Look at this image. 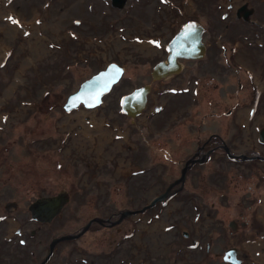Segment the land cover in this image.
<instances>
[{
  "label": "rangeland",
  "instance_id": "1",
  "mask_svg": "<svg viewBox=\"0 0 264 264\" xmlns=\"http://www.w3.org/2000/svg\"><path fill=\"white\" fill-rule=\"evenodd\" d=\"M98 1L102 0H0V219L6 216L9 220L0 236V261L23 264L27 248L22 222L27 217V203L35 197L65 188L70 199L60 220L63 230H71L89 215L90 198L99 199V204L110 201L105 199L113 190L103 184L134 182L139 178L133 176L135 170L170 165L159 155L144 156L147 140L158 139L157 147H167L163 140L169 133L149 131L152 125L145 118L148 108L143 116L133 119L119 108L123 91L149 81V67L141 66V48L156 41V53L164 55L162 45L167 35L160 26L167 20L168 0H129L121 6L113 0ZM190 2L181 15L186 19L195 16L204 25L202 36L208 45L201 61L204 66L188 63L185 69L193 73L203 69L207 74L213 69L207 68L209 64H216L227 69L229 81L234 82L230 72L235 66L223 55H242L245 60L241 63L252 71L256 83L251 98L238 105L235 115L239 121L238 148L264 155V0H249L256 21L249 24L248 33L247 26L238 23L239 11L220 13L213 7L214 0ZM199 8L203 13L199 14ZM177 13L175 10L174 15ZM138 26L151 33L139 35ZM112 60L125 66V71L100 105L90 109L79 105L67 111L61 108L66 94L79 81ZM121 86L125 89L118 90ZM236 94L237 98L243 95ZM217 97L222 106L216 111L230 106L232 100L225 93ZM152 102L160 103L161 99L149 98L147 103ZM151 105L153 110L157 107ZM221 118L222 124L232 127L229 119ZM213 163L220 178L216 190H207L203 206H175L171 214L169 211L157 221L146 219L138 236L146 238L151 233L159 251L150 252L149 245L142 242L141 252H136L141 264H232L212 253L232 245L237 248L238 264L254 262L245 246L254 240L264 243V217L259 214L264 201V159L232 163L222 157L220 162L209 164ZM79 182L86 185L79 186ZM89 182L103 184L89 187ZM10 199L17 202V208L8 212L2 202ZM230 219L236 221L235 229L229 227ZM240 220L245 221L243 226ZM207 241L209 252L205 251ZM181 242L189 250L179 251ZM72 245L63 243L55 264L86 263V250L82 256L71 252Z\"/></svg>",
  "mask_w": 264,
  "mask_h": 264
},
{
  "label": "flooded vegetation",
  "instance_id": "2",
  "mask_svg": "<svg viewBox=\"0 0 264 264\" xmlns=\"http://www.w3.org/2000/svg\"><path fill=\"white\" fill-rule=\"evenodd\" d=\"M108 1L110 3L112 2L111 0H102L98 1V3H106ZM113 1L121 6L125 5L129 0ZM189 1L190 0L167 1V20L164 22L165 24L160 26L163 30L165 28V33L167 35L162 45L164 55L161 56V53L160 55L156 53L158 47V42L156 41H152L149 48H141L140 56L144 57L141 61V66L142 68H146V66L147 68L149 67L147 70L149 81L130 87L121 93L122 96L134 87L147 85L148 91L146 92L143 106L136 114L130 115L121 110V97H117V99L120 97L119 108L123 115L128 116V119L141 116L144 109L148 108V113H146L145 118L149 119L152 125V129H149V131L151 133L153 130H166L169 132L164 140L161 137L164 142H167L168 148L166 145L164 146V144L163 146L157 147L158 139L154 140V142L150 139V143L148 140L146 141L147 146L144 150V156L151 158L159 155L163 158H167L170 165L163 166L156 164L153 167H142V169L135 170L133 176L139 178L135 181L133 180L134 182H109L107 184L89 182V184H87L89 187L103 184L108 186V189L113 190V192L111 191L109 194L111 196L105 199V201L110 200V203L107 202L102 204L103 202H100L101 204H99V202H97L99 199L90 198L89 215L71 230H63V221L62 219L60 220L62 211L70 199V194L65 188L62 189L68 192V199L49 220H40L31 216L28 205L38 196L29 201L26 205L27 217H25L22 222L23 237L26 241V244L23 243V245L27 248L23 256V264H55L54 262L59 256L60 247L63 243L70 242H73L71 252L76 251L83 256L82 252L84 253V250H86L88 259L86 260L84 258L86 260L85 264H141L142 258L138 259L136 252L137 249H139L138 252H141L142 242H146L149 245L150 252L159 251V247L156 245L155 238L152 237L151 233L145 239L141 238L143 237L142 235L138 236V232L143 228L146 219L157 221L160 216H165L167 212L170 211L171 214L175 206L185 207L188 204L203 206L204 201H206L207 190L215 189L220 178V172L216 164L209 163H212L213 160L220 162L222 157H225L232 163H238L239 161L254 162L264 159V155L258 152H248L245 151V149L240 150L238 148L239 145L237 140L240 139V137H238L239 134L236 129L239 121L235 115L238 107L241 104L247 103L251 98L250 92L251 90L253 91L254 84L256 83L251 78L252 71L245 68L244 64L241 63L245 60L242 55H223L226 62H232L235 66V70L230 72L231 78L235 79L234 82L231 80L229 81L230 75L226 72L227 69L222 70L221 67L216 66V64H209L207 68L211 66L210 68L213 69L207 71V74L203 69L194 73L185 69L188 63L198 67L204 66V63L201 61L206 56L208 45L202 36L204 33V25L198 21L195 16H189V18L186 19L181 15V13L185 11V8H188L190 5L188 4ZM214 1L215 5L213 7L216 10H220V13L225 12L230 14L239 11V17L236 15V17H238V23L247 26L244 28L246 33H248L249 24L254 23V20L256 21L253 14L254 6L251 8L249 0H228L229 2L227 0ZM154 2L155 0L153 3ZM174 3H176L177 6H175ZM132 5L131 7L135 6ZM145 6L148 8L146 4ZM205 9H207L206 6H204V10ZM175 10H177L178 16L174 15ZM198 12L199 14L203 13L201 8H199ZM142 17V19H147L144 15H142ZM190 19L195 20L202 27L200 40L204 45V53L198 58L178 57L176 59L180 64V69L178 71H173L165 76L153 79L151 77L153 65L157 61L164 59L168 53L165 44L170 42L172 36L180 28V25ZM149 21L150 24L153 25L152 19L149 18ZM146 28H148V26H146ZM138 29L139 35L141 36L151 33L149 30L144 31L139 26ZM151 37L152 36H145L144 39H149ZM224 44V48H227L226 46H228V43L225 41ZM154 55L156 56L155 58L153 57ZM211 57L213 58V56ZM215 58H217V55ZM112 61L122 67V73L118 78L119 80L125 71V66L116 60ZM249 64L250 63L246 62V67H248ZM205 65L207 64L205 63ZM117 81L104 96L112 91ZM124 89L125 86L118 88V90ZM151 91H155L153 95H151ZM239 92L243 94L241 98H237L236 93ZM223 93L232 101L229 103L230 106L228 105L225 110L216 111L222 106L221 99H218L217 96L221 97ZM104 96H102L101 102L98 105L102 103ZM149 98L152 100L161 99L160 103L152 102L153 105H157L154 110L151 108L152 103H147ZM165 99H167V101H165ZM113 103L114 102H111V104ZM256 104L257 103L254 101V106ZM79 105L85 109H90L84 107L81 103L75 107ZM164 106H166V108H164ZM165 109L167 110L166 118ZM222 116L229 119L232 127L227 128L228 125L226 123L222 124ZM160 119H163V121H161L160 124H156ZM245 125H247V123ZM152 136L151 134L150 138H152ZM77 185H86V183L79 182ZM126 189H128L127 194ZM166 190L168 192L164 197L155 198ZM126 195H128V197ZM114 196H120V198L115 199ZM112 197L114 198L111 200L110 198ZM258 198L259 197H257V200ZM9 202H13V204ZM167 206L168 208H165ZM2 208L8 212L12 211L17 208V202L13 199L5 200L2 202ZM77 210V208L73 210L74 214ZM8 221L6 216L0 219V236L3 233L2 227L4 223ZM230 221H232L233 226L229 225ZM244 224L245 221H239L240 226ZM228 225L231 229H235L236 221L230 219L228 220ZM16 227L18 228L19 225ZM150 227L156 229L155 225H150ZM63 234H76V236L59 240L50 245L53 238ZM182 235L187 237V232L183 231ZM8 243H11V241H7V244ZM159 246L161 247V244ZM231 248L235 250L233 257L238 260L237 263L224 259L225 251ZM185 249L189 250V246L181 242V244H179V251L184 252ZM205 251H210L209 241L206 243ZM212 251L216 259H221L224 262H231L232 264L239 263L236 246H227L223 249ZM225 257H230V254H226ZM13 259L14 257L10 256V260ZM0 264L12 263L6 262V260L3 259L0 261ZM145 264L149 263L146 262Z\"/></svg>",
  "mask_w": 264,
  "mask_h": 264
},
{
  "label": "water",
  "instance_id": "3",
  "mask_svg": "<svg viewBox=\"0 0 264 264\" xmlns=\"http://www.w3.org/2000/svg\"><path fill=\"white\" fill-rule=\"evenodd\" d=\"M201 31L202 27L195 20L190 19L183 22L170 39V42L165 44L168 53L164 59L157 61L153 65L151 69V77L156 79L165 76L170 72L178 71L180 69V64L176 60L178 57H200L204 53V45L200 40ZM121 73L122 67L116 62L110 61L106 63L104 67L82 79L75 89L68 92L61 107L64 110H69L77 106L79 103L86 108H92L98 105L101 102L102 96L110 90L111 86L118 80ZM147 91V85H140L122 95L120 98L121 110L130 115L136 114L145 102ZM167 192V190L161 192L155 198H162ZM67 199L68 192L65 189H60L51 195L38 196L29 203L28 209L33 218L49 220L58 212ZM9 203L13 204V202ZM229 225L233 226L232 221L229 222ZM74 236H76V234L60 235L59 237L53 238L50 245L59 240L72 238ZM234 252L235 250L232 248L227 249L225 251V256L226 254H230V257L227 258L224 256V259L237 263L238 260L233 257Z\"/></svg>",
  "mask_w": 264,
  "mask_h": 264
},
{
  "label": "bare ground",
  "instance_id": "4",
  "mask_svg": "<svg viewBox=\"0 0 264 264\" xmlns=\"http://www.w3.org/2000/svg\"><path fill=\"white\" fill-rule=\"evenodd\" d=\"M228 1V0H227ZM229 2V1H228ZM187 3V2H186ZM191 2L189 1L188 4ZM223 3V2H222ZM227 5V4H226ZM231 5V4H230ZM233 5V4H232ZM234 6V5H233ZM246 112V111H245ZM246 117V116H244ZM240 118V117H239ZM260 207V216L264 217V201L261 204ZM147 235V234H146ZM145 238V237H141ZM140 238V239H141ZM155 240V239H154ZM146 243V242H145ZM247 249H249L250 255L253 257L254 262L252 264H264V243H262L259 240H254L246 243L245 246Z\"/></svg>",
  "mask_w": 264,
  "mask_h": 264
},
{
  "label": "snow or ice",
  "instance_id": "5",
  "mask_svg": "<svg viewBox=\"0 0 264 264\" xmlns=\"http://www.w3.org/2000/svg\"><path fill=\"white\" fill-rule=\"evenodd\" d=\"M15 22V21H14Z\"/></svg>",
  "mask_w": 264,
  "mask_h": 264
}]
</instances>
